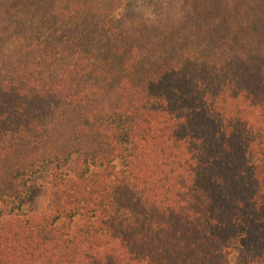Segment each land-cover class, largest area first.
<instances>
[{"label": "trees", "instance_id": "trees-1", "mask_svg": "<svg viewBox=\"0 0 264 264\" xmlns=\"http://www.w3.org/2000/svg\"><path fill=\"white\" fill-rule=\"evenodd\" d=\"M0 205V264H264V0H0Z\"/></svg>", "mask_w": 264, "mask_h": 264}, {"label": "rangeland", "instance_id": "rangeland-1", "mask_svg": "<svg viewBox=\"0 0 264 264\" xmlns=\"http://www.w3.org/2000/svg\"><path fill=\"white\" fill-rule=\"evenodd\" d=\"M125 143L129 144V136H126ZM63 168L65 167L62 165ZM119 167H126V161L118 162ZM53 163H48L39 173L33 175L31 177V190L29 195L18 202L20 206V210L25 214H35L39 211H42L49 201V193H50V182H51V171H52ZM7 209L0 205V219L7 217ZM237 258V255L234 256Z\"/></svg>", "mask_w": 264, "mask_h": 264}]
</instances>
